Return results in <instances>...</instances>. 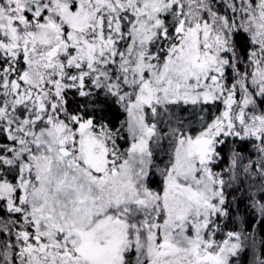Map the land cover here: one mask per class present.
Listing matches in <instances>:
<instances>
[{
  "label": "snow or ice",
  "instance_id": "obj_1",
  "mask_svg": "<svg viewBox=\"0 0 264 264\" xmlns=\"http://www.w3.org/2000/svg\"><path fill=\"white\" fill-rule=\"evenodd\" d=\"M0 264H264V0H0Z\"/></svg>",
  "mask_w": 264,
  "mask_h": 264
}]
</instances>
